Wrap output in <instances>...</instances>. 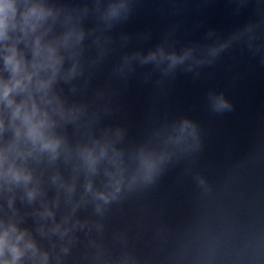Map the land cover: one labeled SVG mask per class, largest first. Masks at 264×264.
<instances>
[{"label":"water","instance_id":"obj_1","mask_svg":"<svg viewBox=\"0 0 264 264\" xmlns=\"http://www.w3.org/2000/svg\"><path fill=\"white\" fill-rule=\"evenodd\" d=\"M131 7L105 34L103 59L89 67L97 57L89 48L76 94L67 85L65 93L98 113V128L124 129L127 148L158 144L183 120L196 126L198 147L174 155L153 184L110 207L105 242L117 251L119 233L138 255L162 258L199 220L216 236L212 264H264V0H132ZM158 47L192 56L169 72L167 62L137 60L120 71L125 57ZM219 97L229 109L214 108ZM78 215L96 219L91 208ZM78 236L66 264H81L86 238Z\"/></svg>","mask_w":264,"mask_h":264},{"label":"clouds","instance_id":"obj_2","mask_svg":"<svg viewBox=\"0 0 264 264\" xmlns=\"http://www.w3.org/2000/svg\"><path fill=\"white\" fill-rule=\"evenodd\" d=\"M131 5L0 0V264H66L78 233L86 238L81 264H212L216 236L199 220L162 258L138 255L119 233L112 236L117 251L105 242L110 207L153 184L174 155L198 147L196 126L183 120L160 143L127 148L124 129L98 128V113L65 93L67 85L76 94L89 48L97 53L89 67L103 59L105 34L129 18ZM190 56L192 50L177 55L158 47L125 57L120 71L137 60L157 67L167 62L169 72ZM214 108L230 105L219 97ZM198 184L212 195L203 178ZM88 208L96 219L79 217Z\"/></svg>","mask_w":264,"mask_h":264}]
</instances>
